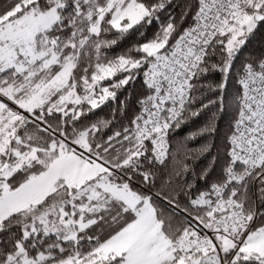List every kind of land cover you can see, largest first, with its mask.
<instances>
[{"label":"snow or ice","instance_id":"1","mask_svg":"<svg viewBox=\"0 0 264 264\" xmlns=\"http://www.w3.org/2000/svg\"><path fill=\"white\" fill-rule=\"evenodd\" d=\"M0 264H264V0H0Z\"/></svg>","mask_w":264,"mask_h":264}]
</instances>
